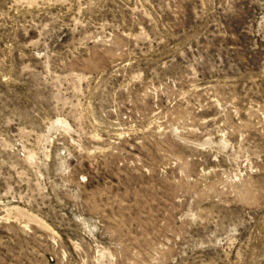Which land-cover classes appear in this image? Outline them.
<instances>
[{"label":"rangeland","instance_id":"obj_1","mask_svg":"<svg viewBox=\"0 0 264 264\" xmlns=\"http://www.w3.org/2000/svg\"><path fill=\"white\" fill-rule=\"evenodd\" d=\"M0 264H264V0H0Z\"/></svg>","mask_w":264,"mask_h":264}]
</instances>
